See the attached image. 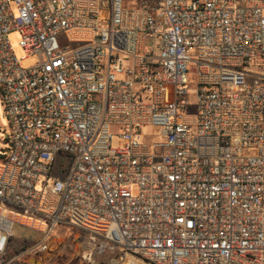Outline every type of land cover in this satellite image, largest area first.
<instances>
[{"label": "built area", "instance_id": "built-area-1", "mask_svg": "<svg viewBox=\"0 0 264 264\" xmlns=\"http://www.w3.org/2000/svg\"><path fill=\"white\" fill-rule=\"evenodd\" d=\"M0 94V264H264V0H0Z\"/></svg>", "mask_w": 264, "mask_h": 264}, {"label": "rangeland", "instance_id": "rangeland-1", "mask_svg": "<svg viewBox=\"0 0 264 264\" xmlns=\"http://www.w3.org/2000/svg\"><path fill=\"white\" fill-rule=\"evenodd\" d=\"M9 42L13 49V54L17 60H19V64L22 68H28L36 62L35 55H27L23 49L19 46V35L17 32H11L8 35ZM59 44L62 46L63 41L59 38ZM142 138L140 142L142 143H150L152 140L157 141L160 140L161 137L158 132L153 131L150 126H144L141 130ZM8 132H9V122L5 113V109L2 103L1 94H0V155H4L8 149ZM124 145V141L120 138L119 134L113 132V136L111 138V146L113 148H121ZM132 194L135 195L137 192L136 186H132L131 188ZM51 237L62 238L65 239L66 242H71L73 240L80 241L82 238V234L71 228V226L66 224H56L50 234ZM28 239H36V232H31L30 229L25 228L23 226H17L15 229V235L10 242L11 248L16 249V255L11 257L10 264H32L30 262L31 259L40 262V264H81L78 258L73 257L70 252H65L61 255H53L44 259L43 257L36 255L33 258L28 259L25 255L21 254L24 249V244L22 240L25 238ZM77 249H80L79 244L75 246ZM121 264L125 263H137V264H149V262L142 257H135L130 259L127 257L126 260L120 261Z\"/></svg>", "mask_w": 264, "mask_h": 264}, {"label": "trees", "instance_id": "trees-1", "mask_svg": "<svg viewBox=\"0 0 264 264\" xmlns=\"http://www.w3.org/2000/svg\"><path fill=\"white\" fill-rule=\"evenodd\" d=\"M8 140V139H7ZM4 155H0V159L3 158ZM37 238L36 239H28V237L25 238V240H22V243L24 244V248L27 247L30 243H32L35 240L39 239V235L36 234ZM12 241V239H11ZM16 255V249L15 248H11V246L8 247L7 249V257H13ZM104 264V263H101Z\"/></svg>", "mask_w": 264, "mask_h": 264}, {"label": "bare ground", "instance_id": "bare-ground-1", "mask_svg": "<svg viewBox=\"0 0 264 264\" xmlns=\"http://www.w3.org/2000/svg\"><path fill=\"white\" fill-rule=\"evenodd\" d=\"M34 225H35L36 227H38V228H41V229L43 228V226H41V225H39V224H34ZM125 264H137V263H134V262H133V263H125Z\"/></svg>", "mask_w": 264, "mask_h": 264}, {"label": "water", "instance_id": "water-1", "mask_svg": "<svg viewBox=\"0 0 264 264\" xmlns=\"http://www.w3.org/2000/svg\"><path fill=\"white\" fill-rule=\"evenodd\" d=\"M30 262H31L32 264H40V262H38V261H36V260H33V259H31Z\"/></svg>", "mask_w": 264, "mask_h": 264}]
</instances>
